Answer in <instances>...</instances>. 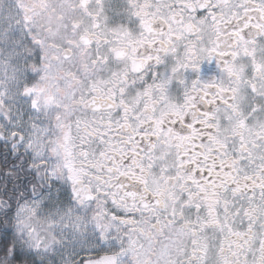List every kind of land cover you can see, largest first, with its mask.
Here are the masks:
<instances>
[{
    "label": "snow or ice",
    "instance_id": "obj_1",
    "mask_svg": "<svg viewBox=\"0 0 264 264\" xmlns=\"http://www.w3.org/2000/svg\"><path fill=\"white\" fill-rule=\"evenodd\" d=\"M0 264H264V0H0Z\"/></svg>",
    "mask_w": 264,
    "mask_h": 264
},
{
    "label": "clouds",
    "instance_id": "obj_2",
    "mask_svg": "<svg viewBox=\"0 0 264 264\" xmlns=\"http://www.w3.org/2000/svg\"><path fill=\"white\" fill-rule=\"evenodd\" d=\"M49 23H55V21L54 20H51V21H48Z\"/></svg>",
    "mask_w": 264,
    "mask_h": 264
}]
</instances>
